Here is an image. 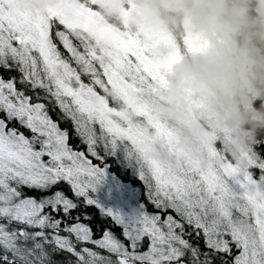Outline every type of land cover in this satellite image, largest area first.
<instances>
[{"label": "snow or ice", "instance_id": "1", "mask_svg": "<svg viewBox=\"0 0 264 264\" xmlns=\"http://www.w3.org/2000/svg\"><path fill=\"white\" fill-rule=\"evenodd\" d=\"M18 3L0 0V264H264V139L228 151L208 127L178 152L139 99L155 72L87 0Z\"/></svg>", "mask_w": 264, "mask_h": 264}, {"label": "clouds", "instance_id": "2", "mask_svg": "<svg viewBox=\"0 0 264 264\" xmlns=\"http://www.w3.org/2000/svg\"><path fill=\"white\" fill-rule=\"evenodd\" d=\"M87 3L96 24L130 42L155 72L139 99L175 130L178 152H189L208 127L223 133L228 151L264 139V0ZM17 6L68 9L67 0H19Z\"/></svg>", "mask_w": 264, "mask_h": 264}, {"label": "trees", "instance_id": "3", "mask_svg": "<svg viewBox=\"0 0 264 264\" xmlns=\"http://www.w3.org/2000/svg\"><path fill=\"white\" fill-rule=\"evenodd\" d=\"M50 115L55 120L57 118L56 112H52L50 110ZM61 128L68 127L67 124L61 122L60 124ZM70 143L75 144L76 141H71ZM112 177H114L116 180L119 181L122 185H125L129 188V191L132 193V197H140L143 192L142 184L136 179L134 173L131 169H124L120 168L119 165L113 164V167L109 170ZM141 199L143 200V196H141ZM134 203H136V200L133 199Z\"/></svg>", "mask_w": 264, "mask_h": 264}, {"label": "rangeland", "instance_id": "4", "mask_svg": "<svg viewBox=\"0 0 264 264\" xmlns=\"http://www.w3.org/2000/svg\"><path fill=\"white\" fill-rule=\"evenodd\" d=\"M121 184V183H120ZM123 186H125V185H123ZM126 187V186H125ZM127 189H129L128 187H126ZM99 195H103V190L99 193ZM111 203V202H110ZM125 203L126 204H128L129 206H134L135 205V203H134V201H133V198H132V193H131V191H129V194H128V196H127V198H125Z\"/></svg>", "mask_w": 264, "mask_h": 264}]
</instances>
